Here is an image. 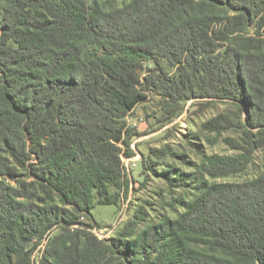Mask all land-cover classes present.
Here are the masks:
<instances>
[{
	"label": "trees",
	"instance_id": "1",
	"mask_svg": "<svg viewBox=\"0 0 264 264\" xmlns=\"http://www.w3.org/2000/svg\"><path fill=\"white\" fill-rule=\"evenodd\" d=\"M152 91L167 121L194 99L236 107V120L218 114L203 129L240 131L224 143L241 155L188 173L158 170L163 151L150 149L142 168L195 197L136 230L149 216L139 210L101 240L91 211L128 196L123 158L139 133L127 119ZM261 149L264 0H0V264H264V172L210 181Z\"/></svg>",
	"mask_w": 264,
	"mask_h": 264
},
{
	"label": "rangeland",
	"instance_id": "2",
	"mask_svg": "<svg viewBox=\"0 0 264 264\" xmlns=\"http://www.w3.org/2000/svg\"><path fill=\"white\" fill-rule=\"evenodd\" d=\"M205 101L209 100L186 101L179 114L167 121L163 118L166 109L161 94L152 91L148 93V100L141 103L129 116L128 126L139 133L132 140V148L136 153L133 157L135 161H128L133 168L128 174L130 190L119 208L114 205H97L91 211L95 222L101 225L99 229L104 230V238L101 240L116 237L118 231H121L139 210L149 216L146 221L139 222L136 230L166 217L175 218L183 211L181 205L195 197L194 188L169 191L165 180L156 177L151 168H147L150 167L149 161L145 164L146 170L142 168L141 160L144 154L149 155L150 149L163 151V154L150 160L158 164V170L176 167L188 173L197 171L208 156L241 155V151L232 150L224 143L226 138L240 140V131H229L217 137L203 129V124L218 114H227L236 120L237 108L219 101L202 106L201 103L204 104ZM252 157L242 173L210 181L242 182L262 174L264 149L257 150ZM142 171L145 173L142 174Z\"/></svg>",
	"mask_w": 264,
	"mask_h": 264
},
{
	"label": "built area",
	"instance_id": "3",
	"mask_svg": "<svg viewBox=\"0 0 264 264\" xmlns=\"http://www.w3.org/2000/svg\"><path fill=\"white\" fill-rule=\"evenodd\" d=\"M128 161L130 162H134L135 160L133 158H123V163H124V166H125V169H126V172L127 173H130V171L133 169L132 168V165L131 164H128ZM81 221L82 222H86L87 223V219L85 216L81 217ZM78 228H81V225L80 224H74L72 226H69V230L74 232L76 229ZM55 229V228H54ZM51 230V231H55V230ZM91 232H93L99 239H103L104 238V235H103V232L104 230L102 229H99L98 227H94L92 229H90ZM107 229H105L106 231ZM52 232L50 235H46L43 242L38 246L36 252L34 253L33 255V261L35 262L36 259L40 256V254L43 252V250L45 249L46 247V244L48 243L49 239L52 237ZM36 264V263H34Z\"/></svg>",
	"mask_w": 264,
	"mask_h": 264
}]
</instances>
